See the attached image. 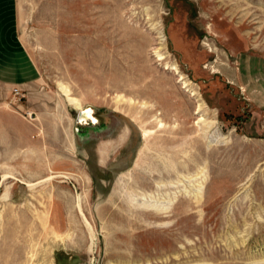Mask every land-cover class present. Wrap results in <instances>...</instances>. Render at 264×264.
<instances>
[{"label": "rangeland", "instance_id": "obj_1", "mask_svg": "<svg viewBox=\"0 0 264 264\" xmlns=\"http://www.w3.org/2000/svg\"><path fill=\"white\" fill-rule=\"evenodd\" d=\"M0 264H264V0H0Z\"/></svg>", "mask_w": 264, "mask_h": 264}, {"label": "bare ground", "instance_id": "obj_2", "mask_svg": "<svg viewBox=\"0 0 264 264\" xmlns=\"http://www.w3.org/2000/svg\"><path fill=\"white\" fill-rule=\"evenodd\" d=\"M182 78V77H181ZM72 102L73 103H75L76 104V106H79V104H77V102L76 101H74L73 99H72ZM79 103V102H78ZM84 110V109H83ZM91 111V110H90ZM92 114V111L91 112H86V118H84V120L83 121H87L88 123L90 122V120L92 121V123L94 122V123H96V121L93 119V114ZM91 123V122H90ZM200 159H199V157L197 156V155H195L193 158L191 157V159H190V161L192 162V163H190L189 164V167H191V168H196L195 167V164L197 165V161H199ZM162 164H163V166H162V164H161V166H162V172L164 173V174H167V173H170L169 171L170 170H168V168H167V166H168V164H167V162H161ZM181 166V165H180ZM183 170L185 169V168H187V165H182V167H181ZM162 173V174H163ZM161 175V174H160ZM181 173L179 174V176L181 177ZM195 176H198V173L197 172H195V174L193 175V178L195 177ZM160 184V183H159ZM197 187H196V185H194V191H193V193L195 194L196 192L198 193V191L199 192H201L200 190H199V188L198 189H196ZM201 188V187H200ZM196 193V194H197ZM177 196H178V193L175 195V198H177ZM136 197V196H135ZM141 201V200H140ZM165 202V201H164ZM166 202H168V201H166ZM173 202V199H172V201H170L169 203H167V205L166 206H164V207H159V208H156L158 211H166L167 210V208H168V206L171 204ZM139 203V202H138ZM151 203H153V202H151ZM158 204H160V203H158ZM163 204H165V203H163ZM162 204V205H163ZM147 205V204H146ZM153 205V204H152ZM172 205V204H171ZM148 206V205H147ZM151 207V206H150ZM153 207V209L155 208V206L153 205L152 206ZM170 208V207H169ZM148 209V208H147Z\"/></svg>", "mask_w": 264, "mask_h": 264}, {"label": "water", "instance_id": "obj_3", "mask_svg": "<svg viewBox=\"0 0 264 264\" xmlns=\"http://www.w3.org/2000/svg\"><path fill=\"white\" fill-rule=\"evenodd\" d=\"M92 111V114H93V116H94V110L92 109V108H86V109H82V110H80L79 111V113H78V116H77V123L79 124V125H82V124H96V123H92V121L90 120V122L88 123L87 121H83L84 120V118H86V112H91ZM91 114V115H92ZM94 118H96L95 116H94ZM96 120H97V118H96ZM97 122H98V120H97Z\"/></svg>", "mask_w": 264, "mask_h": 264}, {"label": "flooded vegetation", "instance_id": "obj_4", "mask_svg": "<svg viewBox=\"0 0 264 264\" xmlns=\"http://www.w3.org/2000/svg\"><path fill=\"white\" fill-rule=\"evenodd\" d=\"M93 119L96 121V123H97V120H96V118H94V116H93Z\"/></svg>", "mask_w": 264, "mask_h": 264}]
</instances>
